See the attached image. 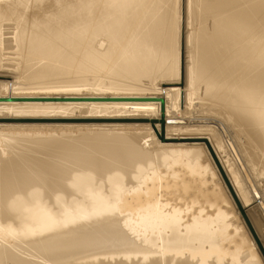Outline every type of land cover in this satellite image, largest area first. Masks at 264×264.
Wrapping results in <instances>:
<instances>
[{
  "label": "bare ground",
  "instance_id": "obj_1",
  "mask_svg": "<svg viewBox=\"0 0 264 264\" xmlns=\"http://www.w3.org/2000/svg\"><path fill=\"white\" fill-rule=\"evenodd\" d=\"M262 252L264 0H0V264Z\"/></svg>",
  "mask_w": 264,
  "mask_h": 264
},
{
  "label": "rangeland",
  "instance_id": "obj_2",
  "mask_svg": "<svg viewBox=\"0 0 264 264\" xmlns=\"http://www.w3.org/2000/svg\"><path fill=\"white\" fill-rule=\"evenodd\" d=\"M183 2H184V0H183ZM181 65V64H180ZM179 86H181V85H179L178 83H176V82H171V83H168V84H164V85H160L159 86V89L160 90H165V89H167V88H173V87H179ZM186 115V114H185ZM184 115V118L186 119V124H190V125H192V124H194V121L193 120H191V119H189L190 117H187L188 115H186L185 116ZM201 116H207V117H210V118H214V116L213 115H211V114H206V113H204V114H202ZM195 119V118H194ZM191 120V121H190ZM213 119H209V120H205V119H200V120H197L199 123H202V124H204V123H209V124H213L214 123V121H212ZM196 122V121H195ZM209 124H206V125H209ZM220 124V123H219ZM149 125H150V123H149ZM159 125V124H158ZM158 125H156L157 127H158ZM152 130V129H151ZM158 130H159V128H158ZM228 131H226V133H227ZM152 133L154 134V132H153V130H152ZM155 136V135H154ZM212 161L210 160V162L209 163H211ZM212 165H213V167H214V165H215V163H213L212 162ZM210 166H211V164H210ZM216 166V165H215Z\"/></svg>",
  "mask_w": 264,
  "mask_h": 264
},
{
  "label": "water",
  "instance_id": "obj_3",
  "mask_svg": "<svg viewBox=\"0 0 264 264\" xmlns=\"http://www.w3.org/2000/svg\"><path fill=\"white\" fill-rule=\"evenodd\" d=\"M154 97H156V96H154ZM142 99V98H141ZM153 99H156V98H153ZM158 99H160V101H161V103L163 104L164 103V99H163V97H161L160 96V98H158ZM153 122V121H152ZM161 122H163V120H161ZM250 228V227H249ZM250 230H251V232H252V234L254 235V232H253V230L250 228ZM254 237H255V235H254ZM255 239H257L256 237H255ZM263 254H264V252H262Z\"/></svg>",
  "mask_w": 264,
  "mask_h": 264
}]
</instances>
